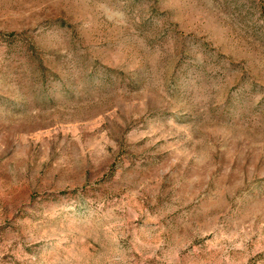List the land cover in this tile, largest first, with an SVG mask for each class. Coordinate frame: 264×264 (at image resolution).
<instances>
[{"label":"rangeland","instance_id":"obj_1","mask_svg":"<svg viewBox=\"0 0 264 264\" xmlns=\"http://www.w3.org/2000/svg\"><path fill=\"white\" fill-rule=\"evenodd\" d=\"M0 264H264V0H0Z\"/></svg>","mask_w":264,"mask_h":264}]
</instances>
